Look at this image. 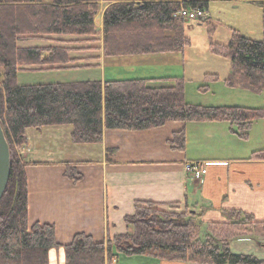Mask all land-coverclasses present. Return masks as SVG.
Masks as SVG:
<instances>
[{
	"label": "trees",
	"instance_id": "1",
	"mask_svg": "<svg viewBox=\"0 0 264 264\" xmlns=\"http://www.w3.org/2000/svg\"><path fill=\"white\" fill-rule=\"evenodd\" d=\"M210 1L0 0V125L10 154V177L0 200V264H48V251L60 247L65 264H111L118 255L190 264H264V259L230 249L229 240L236 237L264 238V220L237 209L225 210L222 221L209 223L204 240L193 221L201 215L187 209L177 213L173 211L177 205L162 210L152 202H136L133 213L124 218L127 233L105 243L76 234L70 244L60 246L53 226H29L27 220V181L17 156L28 145L27 130L40 133L47 127L66 126L75 145L100 144L104 130L144 131L168 122L227 124L241 141L248 139L257 121H262L264 130V1L257 2L262 9L260 41L232 30L227 44L209 46L213 55L230 64L222 83L261 95V108L189 104L183 78L17 83L21 71L87 67L78 65L79 58L72 53L101 51L103 59L182 55L190 40L184 33L186 20L177 14L191 9L206 12ZM36 40L47 45H20ZM205 79L219 81L214 74ZM160 80L171 84H154ZM169 145L183 151L184 132L175 134ZM250 159L264 161V143ZM64 177L73 184L82 179L72 163L65 165Z\"/></svg>",
	"mask_w": 264,
	"mask_h": 264
},
{
	"label": "crops",
	"instance_id": "2",
	"mask_svg": "<svg viewBox=\"0 0 264 264\" xmlns=\"http://www.w3.org/2000/svg\"><path fill=\"white\" fill-rule=\"evenodd\" d=\"M244 1L257 4L264 0ZM207 15L206 11L205 17L209 18ZM97 20L100 28L101 14ZM28 43L22 46H43ZM178 55L182 56L158 54L103 59L101 51H86L72 53L71 56L79 58L78 65L87 67L58 70L76 73L84 69L100 72L101 69L99 75L87 81H112L105 80L102 70L107 64H156L168 56H174L173 60L178 62ZM152 78L166 79L161 76L135 79ZM154 84L168 86L171 82L160 80ZM201 106L227 107L217 104ZM67 128L66 138L62 133ZM253 130L254 124L248 140L241 141L229 132L227 124L168 122L160 128L144 131L104 130L98 149L72 151L67 143L70 141L69 127H47L37 135L31 133L32 143L27 130L28 145L19 154H22L27 181L28 224L53 226L56 242L66 246L76 234L90 236L95 243H105L108 238L127 233L124 218L133 213L136 202H152L162 210L177 205V211L187 209L201 215L199 222L206 226L222 221L221 213L233 209L263 221L264 161L250 159L252 153L263 147V137L260 138V146H256ZM182 131L185 134L184 150L172 149L169 140ZM109 151L112 153L107 154ZM80 152L85 156H78ZM94 152H97L96 156H91ZM80 156L83 158H70ZM192 161L202 162L206 168V175L200 183L192 181L184 170V164ZM68 163L76 164V170L82 176L77 184L64 177ZM231 251L264 259V247L252 239L249 243L231 244ZM48 264H65L62 247L48 251ZM111 264L190 263L118 255Z\"/></svg>",
	"mask_w": 264,
	"mask_h": 264
},
{
	"label": "rangeland",
	"instance_id": "3",
	"mask_svg": "<svg viewBox=\"0 0 264 264\" xmlns=\"http://www.w3.org/2000/svg\"><path fill=\"white\" fill-rule=\"evenodd\" d=\"M207 13V17L209 16L210 18L208 23H202L199 20L186 21L184 25V33L189 38L190 45L185 48L182 56L178 55L180 57L178 62L173 60L174 56H168L169 58H164L162 60L163 62L156 64H153V62L151 64L143 65L123 64L116 66L107 64L102 67L106 77L105 80L149 78L153 76H161L162 78L170 79L183 78L184 98L189 104H217L222 106L227 105V107H233L232 105H236L247 108H261L263 106V99L261 95L253 94L241 89H231L222 83V80L226 79L230 74V64L228 61L213 55L209 50L211 43L227 44L230 40L232 30H237L242 36L251 38L255 41H260L262 37L261 7L257 4L244 0H213L208 3ZM27 43L28 42H26V44ZM34 43H40L43 46L46 44L45 41L40 40H36L28 44ZM22 44L25 43H20L21 46ZM97 44L99 45V43ZM84 46L87 45L85 44ZM100 72L89 69L79 70L76 73L65 70L21 71L17 74V83L19 85H35L71 82L73 80L87 81L92 80L91 78H93L94 75H99ZM209 74L217 75L219 77V81L210 82L206 80L205 76ZM206 86L208 88L207 92H200L198 90L199 88ZM253 124V141L256 146H260L261 137H263L262 143H264L263 123L262 121H257ZM29 133L32 143L34 139L33 136H31V133H35L37 135V132L29 130ZM67 134L68 128L65 129L62 136H66L67 138ZM67 143L68 147H70V151L73 149H98V145H75L69 140ZM19 152L20 150L17 151V156L22 161V154H19ZM96 153L97 152H94L91 156H96ZM86 154L88 155L89 152ZM79 155L85 156L83 152L78 153V156ZM70 158L77 159L83 157L80 156ZM187 176L192 181L200 183V181L198 182L189 175ZM173 211L182 213L186 210L177 211L176 208ZM193 221L199 228V238L204 240L207 235V226L203 225L197 219H194ZM250 239L261 245V247H264V238L262 237H236L229 240L230 249L231 244L240 245V243H249Z\"/></svg>",
	"mask_w": 264,
	"mask_h": 264
},
{
	"label": "built area",
	"instance_id": "4",
	"mask_svg": "<svg viewBox=\"0 0 264 264\" xmlns=\"http://www.w3.org/2000/svg\"><path fill=\"white\" fill-rule=\"evenodd\" d=\"M177 15L186 21L204 20L206 18L205 13L199 9L181 10ZM184 168L187 175L198 182H202V179L207 172L204 164L199 161L187 162L184 164Z\"/></svg>",
	"mask_w": 264,
	"mask_h": 264
},
{
	"label": "water",
	"instance_id": "5",
	"mask_svg": "<svg viewBox=\"0 0 264 264\" xmlns=\"http://www.w3.org/2000/svg\"><path fill=\"white\" fill-rule=\"evenodd\" d=\"M10 177V154L2 127L0 125V200L5 193Z\"/></svg>",
	"mask_w": 264,
	"mask_h": 264
}]
</instances>
